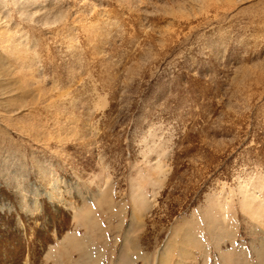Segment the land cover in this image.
<instances>
[{"label":"rangeland","instance_id":"374dc122","mask_svg":"<svg viewBox=\"0 0 264 264\" xmlns=\"http://www.w3.org/2000/svg\"><path fill=\"white\" fill-rule=\"evenodd\" d=\"M0 17V264H264V0Z\"/></svg>","mask_w":264,"mask_h":264},{"label":"bare ground","instance_id":"6f19581e","mask_svg":"<svg viewBox=\"0 0 264 264\" xmlns=\"http://www.w3.org/2000/svg\"><path fill=\"white\" fill-rule=\"evenodd\" d=\"M2 20V18L0 17V21ZM1 37V36H0Z\"/></svg>","mask_w":264,"mask_h":264}]
</instances>
